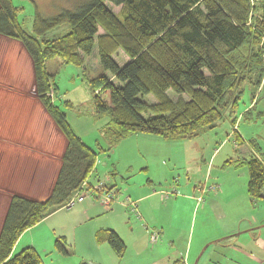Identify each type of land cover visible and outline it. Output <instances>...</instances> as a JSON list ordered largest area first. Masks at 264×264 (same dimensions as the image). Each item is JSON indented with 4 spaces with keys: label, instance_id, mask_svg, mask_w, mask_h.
Here are the masks:
<instances>
[{
    "label": "trees",
    "instance_id": "1",
    "mask_svg": "<svg viewBox=\"0 0 264 264\" xmlns=\"http://www.w3.org/2000/svg\"><path fill=\"white\" fill-rule=\"evenodd\" d=\"M109 3L119 6V11ZM19 10L12 0H0V35L16 38L26 48L36 94L67 146L51 194L44 201L21 195L10 198L0 228V264H44L33 247L13 253L19 236L61 208L97 161L98 153L52 102L50 92H56V86L54 74L46 67L49 59L82 65V54H90L96 43L100 65L110 73L89 80L95 113L108 118L101 129L108 145L101 148L106 151L132 133L174 140L213 128L225 116L235 124L234 113L246 84L252 98L264 100V0H84L52 16H44L37 8L32 33L19 21ZM63 24L69 27L65 34L45 37ZM119 49L129 58L123 65L113 56ZM97 88L100 91L94 93ZM148 94L156 101H146ZM255 110V104L248 108L245 120L264 118V109L256 115ZM244 161L249 167V196L264 197L263 159L254 154ZM96 239L120 255L126 249L112 229L100 230ZM56 246L69 253L59 239Z\"/></svg>",
    "mask_w": 264,
    "mask_h": 264
},
{
    "label": "rangeland",
    "instance_id": "2",
    "mask_svg": "<svg viewBox=\"0 0 264 264\" xmlns=\"http://www.w3.org/2000/svg\"><path fill=\"white\" fill-rule=\"evenodd\" d=\"M35 1L12 0L20 7L19 21L30 33L37 8L44 16H52L62 8L73 9L84 0ZM109 5L115 12L119 11V6ZM68 28L67 24L57 26L45 37L61 36ZM82 55V65L64 63L58 57L47 61V70L54 74L56 86V92L52 89L50 96L52 102L67 114L83 141L98 153L95 168L81 183L86 189L84 200H96L101 205L104 193L115 197L109 205L103 202L106 211L101 216L86 218L85 214L79 215L74 224L62 218L64 224L52 226L44 222L29 231L26 238L34 235L44 263L82 264L89 261L88 264H117L120 261V264H147L175 249L171 261L164 258L153 264H181L186 252L190 264H257L242 256L246 249L263 252L257 240H264V197L254 200L249 196V167L244 161L256 154L264 162V118L247 121L244 116L252 99L249 86L245 85L238 100L235 124L232 117L225 116L213 128L203 129L193 137L174 140L147 132L132 133L113 150L106 151L101 148L106 149L108 145L100 131L105 117L95 113L89 80L110 73L100 65L96 43L90 54ZM113 56L120 65L129 59L122 49ZM261 87L264 89V78ZM99 91L97 88L94 93ZM167 92L177 98L173 90ZM38 99L33 63L26 48L20 40L0 35V125L9 121L25 126L45 123L55 127L56 123L40 100L43 107L38 105ZM144 99L149 103L156 101L151 94ZM254 104L256 115L264 109L263 98L255 97ZM27 168L24 162L19 168L6 169L0 159V221L12 195L24 196L23 189L28 186L15 185L14 178L21 174L27 176ZM54 182H48L47 196L34 199L44 201L51 194ZM146 193L152 195L139 206L138 197ZM75 194L76 191L71 197ZM131 201L137 203L140 214L144 210L141 219L131 212ZM66 203L62 206L65 211L79 205L66 207ZM113 210L115 215H106ZM108 216L121 228L126 239L127 250L120 260L116 259L114 252L108 256L99 250L96 236V243L85 239L91 224L104 221ZM139 224L148 233H159L163 228L164 237L175 242L167 246L169 242L163 240L162 235L157 242H150L145 231L138 233ZM59 235H65L60 240L69 249L68 254L59 251L55 244ZM20 249L18 247L15 253ZM178 252L182 253L181 256ZM83 256L89 258L83 260ZM99 259L102 263L97 262Z\"/></svg>",
    "mask_w": 264,
    "mask_h": 264
},
{
    "label": "crops",
    "instance_id": "3",
    "mask_svg": "<svg viewBox=\"0 0 264 264\" xmlns=\"http://www.w3.org/2000/svg\"><path fill=\"white\" fill-rule=\"evenodd\" d=\"M254 100H255L254 98L251 99V102L246 107V110L253 106ZM37 101H38V105H40V107H43L41 104H39L40 103L39 99ZM66 117H67V114H66ZM67 119H68V117H67ZM104 119L105 120L101 126V129L108 122L107 117H105ZM70 124H71L72 128L74 129V131L76 132V134L82 139V137L79 135L80 133H78L75 130V127L73 126V124L72 123H70ZM55 127L51 126L49 124H45V123L40 125V126L39 125H34V126L26 125L25 126L23 124H13V123L11 124V122H9V121L5 122V124L0 125V157H1L0 159H1V163L4 165V167L6 169L13 168V167L19 168L20 166L23 165L24 162L27 163L28 168H27L26 172H29L27 175L28 177L24 174H21L20 176H18V177L15 176V178H14L15 185L18 186V185L24 184V185L28 186V188L23 189V190H25L24 192H22L24 196H28V197L33 198V199L34 198L43 199L45 196H47V194L50 190V185L48 184V182H51V184H53L52 182L55 181V179H56V176L58 174L59 167H60V161H61L62 155L65 151V148L67 146V140H65L66 138L64 137L63 133L60 131V129L57 127L56 124H55ZM101 129H100V131H101ZM84 143L87 146H89L85 141H84ZM111 150H113V149H111ZM111 150H108V151H111ZM96 169H97V167H96ZM150 195H152V194L146 193V194L139 196L138 197V200H140L139 206H140L141 202L147 200L150 197ZM103 204L104 203L102 202V204H101L103 206L102 207L99 204V202H97L96 200L86 199V200H83L82 202H80L76 208L68 210V211L63 210L64 209L63 207L58 208L54 212L47 215L41 222H39L35 226L29 227L28 229H26L21 234L19 236L14 248H13V253H15V251L18 249V247H21L20 250H22L26 247H33L34 249H36L37 252L40 251V248L38 245L39 243L36 242L34 235L31 234V236L29 238H26V235L29 231H31L35 227L41 225L42 223L46 222L52 226L60 225V224H64V222L62 220V218H64V219H68L70 224H74L76 222V220H78L79 215L83 216L85 214L86 218H90L91 216H93V218L97 217V216H101L103 213H105L103 211H106V208L104 206L105 204L104 205ZM137 209H138V205H137ZM115 212L116 211L113 210L112 213L106 214V215H110V217H112L113 215H115ZM111 214H113V215H111ZM141 214H144V210H143V212L141 211ZM141 214L138 211V214L137 215L135 214V215L137 218L141 219ZM109 219H111V218H109V216H108V218H106V220H104V221L98 220L94 224H91V226L88 230V234L85 237V239L87 238L88 240H92V241L94 240V243H96L95 236L97 235V233L100 230L112 229V230L116 231L118 233V235L122 238V240L126 244V249H125L123 254L120 255L115 250H112L113 248L109 244H106V242H104V244H99V242L97 241L98 242L97 245H99L98 246L99 250L104 251L108 256H110V254L112 252H114L116 254L115 255L116 259L120 260V258H122L124 256V254L127 250V243L125 241L126 239L122 235L121 228L118 227V225L113 224V222L110 221ZM2 222H3V218L0 221V228H1ZM145 228L146 229L148 228L147 225ZM162 229L163 228L160 229L159 235L160 236L162 235V237L164 238L163 240H168L164 237V235L162 233ZM144 231L147 234L146 238H148L150 240V242H152L151 233H148V231L145 230L141 224H139L138 233L143 234ZM164 233H165V235H167V232H164ZM160 236H159V238H160ZM64 237H65V235H59L56 238V240L58 238L60 240ZM56 240H55V244H56ZM60 241L62 242V240H60ZM257 241H259L258 243L260 246V250H263V252H261V253L253 252L252 250H250V252H249V250L246 249L245 253L242 254V256L245 257L246 259H248L250 262H255L257 264H261V263H264V240H257ZM168 242H169V244H167V246L171 245V243H174L175 240L171 239V240H168ZM106 245H109V247H111V248H108V246H106ZM144 247H146V246H144ZM240 248L242 249L243 247H240ZM144 249H147V248H144ZM174 252H176V250L172 249V253H174ZM167 253H169V252H167ZM172 253H169V254L165 253L166 255L164 254V255L160 256L159 258H157L156 260H154L150 263H147V264L157 263L159 260L164 259V258L171 261L172 258L175 257V256H171ZM178 254H179V256H181L182 253L178 252ZM118 255H120V256H118ZM187 255H189V254H187V252H186L184 257L182 256V259H181L182 263L181 264H190ZM83 258H84L83 260H87V258H89V257L83 256ZM176 261H177V259H176ZM181 261L179 260V262H181ZM83 262H85V261H83ZM87 262H89V261H86L85 263H87ZM97 262L102 263V261L100 259L97 260ZM44 264H46V263H44ZM117 264H120V261H118ZM176 264H178V263H176Z\"/></svg>",
    "mask_w": 264,
    "mask_h": 264
},
{
    "label": "built area",
    "instance_id": "4",
    "mask_svg": "<svg viewBox=\"0 0 264 264\" xmlns=\"http://www.w3.org/2000/svg\"><path fill=\"white\" fill-rule=\"evenodd\" d=\"M85 186L81 185L80 188L78 189V191H76V194L70 198V200L68 201V203H66V207H72L77 203L82 202L85 198H86V194H85ZM104 197L102 196V201L105 203V205H109L113 200H114V194H106L104 193ZM130 206H131V211L134 212L136 215L138 214V209H137V203L131 201L130 202ZM159 239V233L158 232H153L151 233V240L152 242H157V240Z\"/></svg>",
    "mask_w": 264,
    "mask_h": 264
}]
</instances>
